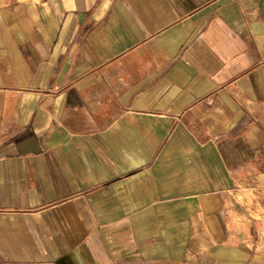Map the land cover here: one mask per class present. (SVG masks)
<instances>
[{"label":"crops","instance_id":"obj_1","mask_svg":"<svg viewBox=\"0 0 264 264\" xmlns=\"http://www.w3.org/2000/svg\"><path fill=\"white\" fill-rule=\"evenodd\" d=\"M0 264H264V0H0Z\"/></svg>","mask_w":264,"mask_h":264},{"label":"built area","instance_id":"obj_2","mask_svg":"<svg viewBox=\"0 0 264 264\" xmlns=\"http://www.w3.org/2000/svg\"><path fill=\"white\" fill-rule=\"evenodd\" d=\"M109 102H114V93L110 94ZM225 110L224 102L216 95H208L199 100L194 105L196 120L191 124L190 130L193 133L199 132L203 128V118L209 112H223Z\"/></svg>","mask_w":264,"mask_h":264}]
</instances>
